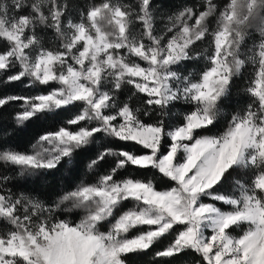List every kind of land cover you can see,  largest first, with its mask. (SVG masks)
Listing matches in <instances>:
<instances>
[{"label":"snow or ice","instance_id":"6c2138e0","mask_svg":"<svg viewBox=\"0 0 264 264\" xmlns=\"http://www.w3.org/2000/svg\"><path fill=\"white\" fill-rule=\"evenodd\" d=\"M168 8L0 0V82L37 90L0 96V264H133L161 239L150 264H264V0Z\"/></svg>","mask_w":264,"mask_h":264},{"label":"trees","instance_id":"16d2710c","mask_svg":"<svg viewBox=\"0 0 264 264\" xmlns=\"http://www.w3.org/2000/svg\"><path fill=\"white\" fill-rule=\"evenodd\" d=\"M164 3H166L169 8L167 9L168 11H175L177 10V8L183 4L186 3H197L198 0H163ZM250 67L247 66L246 72H245V76H247L251 71L249 70ZM4 79H6V76L2 73H0V81H3ZM239 88L243 87L242 83H239ZM238 89H236L233 93L234 95V99L236 101H240L241 104L240 106L242 107L244 104H246L248 102V97L243 95V93ZM37 90L36 89H28L24 87V84L20 83V82H13V83H8V84H4L2 82H0V96H5V95H11V94H24V95H28V94H35ZM15 111V106L10 105L7 106L5 109H3V118L5 123V126H7L9 128V131L12 130V120H11V113H13ZM74 114V113H64V117L65 118H70V116ZM48 127L47 124H34L29 126L28 130L25 132L20 133V135L18 137H16L13 140H9L8 143L12 146L17 148L20 151H26L28 150L30 143L33 142L34 140V136L36 135V133L44 130V128ZM222 130V129H221ZM5 139H7V137H5ZM127 150H132V151H136L137 153H139L141 151L140 146L135 145L134 143H128L124 146ZM140 170L134 169V168H129L127 169V172L124 173L125 175L131 174V175H138ZM0 172H6L8 175H13L16 172V169L14 168H8L7 166L0 164ZM80 179H88L87 176H85V173L83 172V170H81L78 174L74 173V174H69L67 172H61V173H55L54 177H50V181L51 183L54 184V186L56 187H63L65 185L66 182H71L73 184L78 183L80 181ZM58 181V184H57ZM15 185V186H13ZM9 188L12 189L13 192L19 193V192H25L28 191L31 187H33L32 185L28 184L25 185L24 181L22 179L16 180L13 182V184H9L8 185ZM131 206V205H128ZM137 234V230H133L130 233V236H133ZM170 239V238H169ZM168 243L167 239H161L154 247L152 250H150V252L147 255L141 254L139 256L136 257H132V261L133 264H150V262L153 260V255L152 253L163 249L164 247H166ZM198 259L197 256H195V254H188L184 260L186 262V264H195V261ZM160 264H164L163 261H160Z\"/></svg>","mask_w":264,"mask_h":264},{"label":"rangeland","instance_id":"374dc122","mask_svg":"<svg viewBox=\"0 0 264 264\" xmlns=\"http://www.w3.org/2000/svg\"><path fill=\"white\" fill-rule=\"evenodd\" d=\"M77 2H82V0H77ZM186 4H188V3H186ZM190 4V3H189ZM184 5V4H183ZM182 6V5H181ZM161 27H162V25H161ZM249 43H251V42H249ZM200 67L202 68L203 67V61H201L200 62ZM249 67H250V71H252V67H251V65H249ZM191 70V69H190ZM234 234H236V233H234ZM131 237V236H130Z\"/></svg>","mask_w":264,"mask_h":264}]
</instances>
